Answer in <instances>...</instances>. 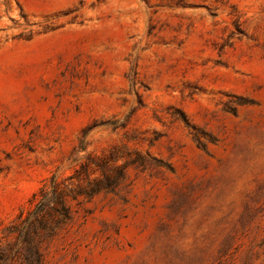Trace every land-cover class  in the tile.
<instances>
[{
  "label": "rangeland",
  "instance_id": "obj_1",
  "mask_svg": "<svg viewBox=\"0 0 264 264\" xmlns=\"http://www.w3.org/2000/svg\"><path fill=\"white\" fill-rule=\"evenodd\" d=\"M0 264H264V0H0Z\"/></svg>",
  "mask_w": 264,
  "mask_h": 264
}]
</instances>
